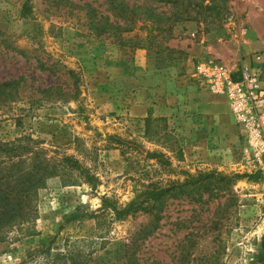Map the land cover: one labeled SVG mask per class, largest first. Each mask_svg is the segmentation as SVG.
Instances as JSON below:
<instances>
[{"label": "rangeland", "instance_id": "obj_1", "mask_svg": "<svg viewBox=\"0 0 264 264\" xmlns=\"http://www.w3.org/2000/svg\"><path fill=\"white\" fill-rule=\"evenodd\" d=\"M87 2L113 21L103 0H0V84L19 81V97L0 103V144L21 148L0 153V166L37 153L53 163L70 157L84 170L59 166L38 189L35 219L0 242V264H264V180L238 178L211 197L203 182L188 187L190 197L169 198L160 228L145 239L147 214L118 218L103 207V198L123 208L189 175L264 178V163L247 161L231 112L232 121L226 114L196 130L188 117L161 115L158 94L148 92L167 75L194 81L205 59L188 48L238 39L255 0H229L221 21L209 11L182 20L154 47L141 24L122 34L91 29L80 9Z\"/></svg>", "mask_w": 264, "mask_h": 264}, {"label": "trees", "instance_id": "obj_2", "mask_svg": "<svg viewBox=\"0 0 264 264\" xmlns=\"http://www.w3.org/2000/svg\"><path fill=\"white\" fill-rule=\"evenodd\" d=\"M96 1V0H95ZM229 0H103L108 10L113 15V21L110 22V16H103L101 11L90 2L85 3L80 9L87 10L90 28L100 34L108 33L114 30L115 34L132 32L139 24L140 29L148 32L151 45L158 36L160 38L172 35V30L177 23L182 20L191 21L197 19L199 15L205 12H212L218 21L227 14V4ZM196 12V15L193 13ZM169 14V15H168ZM161 34V35H159ZM156 47V46H155ZM73 75V71H69ZM19 81H11L0 84V103L4 104L14 101L19 97ZM77 87V83H74ZM6 92H8L6 94ZM21 148H11V146L0 144V153L9 155ZM23 151V150H22ZM31 162L22 158L21 154H16L18 161L10 163L6 167L0 166V242L6 240L9 232L15 228L29 223L35 219L36 207L35 198L38 189L46 185V181L57 175L59 166L84 172L78 161L65 157L58 163L47 162L39 154L34 153ZM1 164V163H0ZM87 181L92 182L93 178L86 175ZM247 179L249 181L264 180L262 174L241 175L232 178L223 176L216 172L203 173L197 177L189 175L184 184L174 183L169 187H150L145 191V195L138 196L123 208L117 207L108 198H103V207L111 209L117 214L118 218L129 214L142 212L147 214L149 222L140 230V239L148 238L159 228L164 219L166 204L169 198L177 196V193L185 194L190 197L188 187H195L203 182L204 188L211 197L216 190H228L235 179ZM216 185L212 187L214 184ZM143 197V199H142ZM136 242L133 243V247ZM134 257V254L131 255ZM259 263H264V236L261 242V248L257 255ZM136 264V262H135Z\"/></svg>", "mask_w": 264, "mask_h": 264}, {"label": "crops", "instance_id": "obj_3", "mask_svg": "<svg viewBox=\"0 0 264 264\" xmlns=\"http://www.w3.org/2000/svg\"><path fill=\"white\" fill-rule=\"evenodd\" d=\"M254 3L255 7L249 14V27L238 39L232 37L226 41L212 38L200 40L187 47L186 53L196 60L209 58L222 60L233 72L242 62L254 63L253 58L257 54L263 56L261 63H264V0H255ZM173 76L163 77L157 89H148V92L158 94L156 107L159 112H163L161 115L174 116V119L188 117L196 130L205 128V132L216 126L217 123L214 122L223 119L226 114L232 121L229 106L226 105L223 96L211 92L193 77L194 81L191 82L181 74L180 77ZM143 92L141 102L145 103L150 94L146 96L145 90Z\"/></svg>", "mask_w": 264, "mask_h": 264}, {"label": "built area", "instance_id": "obj_4", "mask_svg": "<svg viewBox=\"0 0 264 264\" xmlns=\"http://www.w3.org/2000/svg\"><path fill=\"white\" fill-rule=\"evenodd\" d=\"M257 54L251 63L230 71L218 59H205L193 68L197 79L211 92L226 98L240 130L244 154L251 164L264 163V63Z\"/></svg>", "mask_w": 264, "mask_h": 264}]
</instances>
